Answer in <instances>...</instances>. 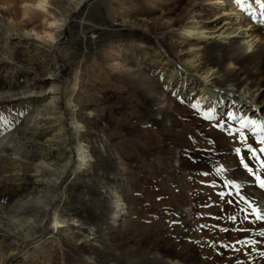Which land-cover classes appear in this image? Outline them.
I'll return each instance as SVG.
<instances>
[{"label": "rangeland", "instance_id": "obj_1", "mask_svg": "<svg viewBox=\"0 0 264 264\" xmlns=\"http://www.w3.org/2000/svg\"><path fill=\"white\" fill-rule=\"evenodd\" d=\"M211 1L205 14L214 9L212 4L219 3L216 15L206 23L213 28V36L220 26L232 22L246 38L256 29L260 43L264 44V0H225L223 5L222 0ZM0 2L4 10L0 9V15L11 20L17 32L51 31L44 27L41 15L22 17L25 0ZM67 4V0H49V10L58 18ZM193 6L194 0H90L69 19L58 36L56 52L34 43L19 44L16 40L6 44L2 35L5 32L0 31V93L15 94L12 99L0 100V139L13 136L7 153H15L22 164L20 178L6 181L8 174L0 176V216H5L7 206L34 189L31 172L24 163H36L42 152L60 162L66 157L63 150L48 151L45 141L53 135L50 128L24 129L42 99L49 97L47 88L53 82L65 85L70 94L74 92L77 119L83 127L82 144L90 154L88 166L68 176L63 187L60 213L66 227L47 231L42 243L27 250L20 239L9 243L8 232L0 228V264H4L3 260H8L7 264H166L161 256L163 246L186 255H191L189 248H195L193 258L188 261L193 264L205 261L224 264L228 256L227 251L219 253L222 248L237 252L229 239L220 241L211 234L225 219L220 210L222 202L226 203L230 197L232 202L228 206L232 208L237 195L207 171L208 149L195 142L187 131L194 123L211 121L210 106L199 105L198 95L171 82L165 67L145 56L158 51L170 66L178 68L180 63L174 56L175 48L171 49L173 39L169 38V30L171 26H184L188 22L186 14ZM141 18L148 19V30L132 27V23L140 24ZM192 41L178 37L182 44ZM6 47L12 51L11 61L5 54ZM245 55L250 57L251 51L246 49ZM46 71H58V76L49 78ZM148 86L156 89V93L146 94ZM27 88L34 89L36 94L23 97L21 92ZM261 92L263 103L255 108L252 120L248 103L239 109L228 105L214 118L221 124L216 131L222 135L220 147L225 155L236 156L245 172L243 160L252 159L251 178L255 184L262 180L259 171L264 170V163H259L264 162V88ZM187 111L194 112L193 118L186 117ZM161 118L165 125L156 126ZM181 120L187 124H181ZM198 125L189 131L209 132L204 124ZM227 127H231L233 135L243 136L242 142L247 147L230 150L225 145L229 138ZM177 132H182L181 139L188 142L187 149L172 144ZM0 165L4 166L1 162ZM213 182L219 184L213 193L217 200L206 203L205 192ZM183 196L196 201L192 212L189 202H179ZM114 197L122 204L120 213ZM239 212V218L231 219L264 225V216L258 215L254 206ZM82 236L88 237L83 240ZM250 246L255 248L254 244ZM214 256L219 260H213ZM261 258L264 261L263 252ZM247 260L252 264L250 257Z\"/></svg>", "mask_w": 264, "mask_h": 264}, {"label": "bare ground", "instance_id": "obj_2", "mask_svg": "<svg viewBox=\"0 0 264 264\" xmlns=\"http://www.w3.org/2000/svg\"><path fill=\"white\" fill-rule=\"evenodd\" d=\"M67 1L68 7L61 14L59 13L60 16L58 18L54 15L55 12L51 13L49 10V0H34L31 3H26L25 0V3H22V17L31 18L35 15L37 16V14L41 15L42 20H44V27L46 26L51 31L39 33L35 30H29L19 33L14 28L11 20H5L0 15V31L3 30L5 32H2L3 38L5 39L4 43L8 44L13 40H16V43H22L24 45L34 43L37 47H47L49 50L56 52L55 45L58 42V36L65 30L69 19L73 18L90 0ZM211 2V0H194V6L186 14L188 22L182 27L171 26L172 30H169V38L170 40L173 39L171 49L175 48L176 50L174 56L179 60L180 64L178 68L170 66L167 58L163 53L158 51L153 50L150 55L149 53H145V56L150 57L154 63L165 67L168 79L171 82L181 86L184 90H188L189 93H193L194 96L198 95L199 105L210 106L211 121L206 123L199 122L200 124H204L205 129H210L209 132L204 133L201 129V132L199 131L198 133L196 131H189L191 128L198 127L199 123H194L195 125L193 124V127L190 125L187 131L192 135L190 137L195 142L199 141L203 143L208 149L206 153L209 163L207 171L211 175H214L212 177H215L218 183L219 181L223 182L226 188L229 187L237 195L236 200H234L235 202L232 204V208L228 206L229 202H232L230 197H227L226 203H220V210L224 213L225 219L222 223H219L217 229L215 226L211 232L213 239L215 237L221 241L227 238L234 245V249L237 250L235 252L225 247L219 251L221 255L227 251L225 255L228 257L224 264H249L248 257L251 258L250 261L252 264H264L263 258H261V252L264 253V225L250 221L240 223V220H236L237 217L239 218L240 209L249 211V205L254 206L258 215L264 216V193L261 190L262 188L258 186L260 182L257 181V184H255L251 178L253 174L251 171L252 159L243 160L245 164L243 162L242 164L247 169V172H245L243 166L235 159L236 156L225 155V151L220 147L222 135L216 131V127L221 124L214 120L215 117L227 109L228 105L235 106L236 109H239V106L247 103L250 104L251 109L249 111L252 113L249 120H252V117L256 116L255 108L263 103L260 100V96L262 93L261 90L264 88V44L260 43L256 29L252 30L246 38L243 37L245 36L244 33L234 28L232 22H227L220 26L217 29L218 31H216V35L213 36V28L207 27L206 23L208 18L216 15L214 11L219 8V3L216 1V4H212L214 9H210L205 14L204 12L209 9ZM224 3L225 0H222L220 5ZM0 9L3 10L1 7ZM5 10L7 11V9ZM8 12L10 13V9ZM132 24L133 28L149 29V21L147 18H141L140 24ZM195 35L199 37L195 38ZM179 36H182L184 39H193V41L188 44H185V42L183 44L179 43ZM250 37L256 38L252 41L248 39ZM208 38H215L216 40L207 42L206 40ZM246 49L251 51L250 57L245 55ZM5 54L10 61L13 60L11 49H7ZM45 73V76L49 78H56L58 76V71L54 73L46 71ZM47 90L49 92L46 95L49 97L42 99V104L39 106L35 115L28 119L24 129L27 131H38L50 128L53 135L45 141L49 148L48 151L57 150L61 152L63 150L62 152L66 157L60 162L52 160L47 152H42L40 159L36 163H24L25 168L31 172L30 176L34 181V189L25 198L17 201L13 205L7 206L5 208V216H0V228L8 232L7 238L9 243L20 239L24 250L29 249L36 243H42L46 239L47 231H57L60 228L66 227L65 222L61 219L60 213V208L64 202V196L62 194L64 184L68 176L74 175L82 170V168H86L89 163L88 158H90V154L82 144L83 136L81 129L83 127L77 119V105L73 101L74 92L71 91L72 94L70 92L68 93L65 85L56 82H53ZM154 91L156 89L151 86L145 89L146 94L156 93ZM36 92L34 89L27 88V90L21 92V95L25 97L27 95H35ZM158 94L155 95L158 96ZM14 95L9 92L0 93V100L4 98L12 99ZM159 97L163 101L166 99L163 95H159ZM61 103L64 105L63 108L60 107ZM186 113L188 114L186 117L193 118V111H187ZM186 122L181 120L180 123L186 125ZM157 124L156 126L165 125L163 118ZM225 132L229 135L225 145L229 146L230 150H243L246 146L242 142L243 136L240 137L239 134L233 135L231 127H227ZM200 135H202V138H200ZM181 136L182 132H177L174 139L172 138V144L187 149L188 142L183 141ZM12 137L10 134L0 139V162L4 164L3 167L0 165V176L1 174H8L5 176L6 181L20 178L22 173V164L17 155L15 153H7V148L12 143L10 142ZM219 150L220 153H218ZM259 173L261 174V179L264 180V170L259 171ZM254 174L256 176V173ZM213 184L214 182L207 190L205 189V193L208 196L205 199L206 203H212L217 200V197L215 198L213 193L217 192L216 188L219 184ZM114 199L117 202L116 208L120 206L117 210L120 213L122 211V204L118 203L116 197ZM190 199L183 196L179 202H189V205H192V209L190 208L192 212L193 206L196 207V201ZM247 213L249 214V212ZM179 215L181 216V213ZM118 216L120 219V215ZM233 216L236 218L232 220L231 218ZM242 220L245 219L243 218ZM183 222L185 221L182 220ZM87 237L82 236V239L86 240ZM73 238L75 241H80L76 236H73ZM251 244H254L255 248L250 246ZM166 247L163 246L162 250L164 251L161 252V256L166 259V264H193L188 261L190 258H193L192 256L196 252L194 250L195 248H189L191 255H188L189 253L186 255L182 251L167 250ZM212 258L215 261L219 260L215 256ZM205 262V264H208L207 261ZM3 263L7 264L8 260H3Z\"/></svg>", "mask_w": 264, "mask_h": 264}, {"label": "snow or ice", "instance_id": "obj_3", "mask_svg": "<svg viewBox=\"0 0 264 264\" xmlns=\"http://www.w3.org/2000/svg\"><path fill=\"white\" fill-rule=\"evenodd\" d=\"M259 186L262 188V189H264V180H260V184H259ZM259 218V217H258Z\"/></svg>", "mask_w": 264, "mask_h": 264}]
</instances>
